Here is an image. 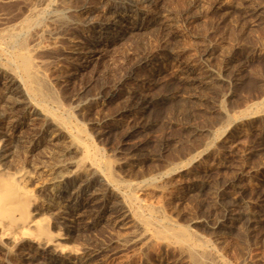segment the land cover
Listing matches in <instances>:
<instances>
[{
	"label": "rangeland",
	"instance_id": "obj_1",
	"mask_svg": "<svg viewBox=\"0 0 264 264\" xmlns=\"http://www.w3.org/2000/svg\"><path fill=\"white\" fill-rule=\"evenodd\" d=\"M119 3L0 0V65H10L8 53L27 36L37 72L48 81L45 91L55 94L33 102L49 105L105 170V184L79 196V209L68 214L74 233L66 243L85 251L88 264H192L183 246L155 233L188 226L193 243L207 247L209 264H264V0H158L140 5L137 15ZM25 16L34 22L27 29L19 25ZM115 16L125 18L124 26L110 24ZM100 24L108 25L105 33H98ZM6 30H17L15 42L1 37ZM95 40L85 61L79 52L90 51ZM140 97L149 107L139 113L134 106ZM20 107L11 119L0 107L11 153L4 172L31 170L26 188L40 216L52 218L60 205L43 168L71 146V137L56 129L31 145L43 119L26 113V104ZM114 123L120 127L108 133ZM71 151L62 163L80 158ZM112 190L149 217L146 236L134 213L112 216L113 202L105 204ZM0 248V264H24L19 253Z\"/></svg>",
	"mask_w": 264,
	"mask_h": 264
},
{
	"label": "bare ground",
	"instance_id": "obj_2",
	"mask_svg": "<svg viewBox=\"0 0 264 264\" xmlns=\"http://www.w3.org/2000/svg\"><path fill=\"white\" fill-rule=\"evenodd\" d=\"M116 1H118V0H116ZM156 1H158V0H136V1L135 0H120V3L118 4V6L120 8H123L127 12H129V11L135 12L134 14L137 15L138 14L137 8H139L140 5H143V7L148 6V5H153L156 3ZM30 8H31V5H30ZM35 11L36 10H34V12ZM55 11H58V10H55ZM87 11L88 10H86L85 12H87ZM31 12H33V11H31ZM53 14H54V11H53ZM39 15H40V13H39ZM55 16H58V15H55ZM30 17L26 18V16H25L23 24L22 25L19 24V25L22 26V28H26V29L29 28L30 26H32V24L34 22H33L32 18H30ZM59 17L61 18V16H59ZM36 18H38V17H36ZM112 20H111L112 22L110 24L113 25V27L116 26L117 28L124 26V25H122V22L126 21L125 18L121 20L120 18H117L116 16L114 18H112ZM130 21H131V19H130ZM19 25L17 24V26L16 25L15 26L19 27ZM164 27L167 29V27H168L167 24H164ZM47 28H45V30ZM99 28H100V31H98V33L99 32L105 33L108 30V25L107 24H100ZM117 28H115V29H117ZM1 29H0V31H1ZM16 29H18V28H16ZM26 29H25V31H26ZM6 31H8V30H6ZM16 31L12 30V31L5 32L2 34L1 37L3 39L7 40L9 43L15 42L16 41L15 35L17 34ZM27 34H28V32H27ZM112 36H114V35H112ZM26 38H27V36H26ZM26 38L21 39L20 41L17 39L19 41L17 44V47L13 48V50H11L8 53L9 54V57H8L9 63L8 64H10V65L7 66L8 64L6 61L5 62L7 64L6 65L7 67H5V65L4 66L0 65V70H3L5 72L3 74L6 75V77H5L6 79L3 81V83L1 84V82H0V84L2 85V91L0 92L1 93L0 94V101H2L4 103L3 106L2 105L0 106V107H3L2 112L0 111L1 115L5 119L8 117L14 118L15 115L17 114L18 110L21 109V111H22V108L20 106L22 105V107H23L26 104L28 107L27 109H29V110L26 109V113H28L31 116H34V115L42 116V119H43V122L41 121L42 123L39 126V128L32 135L33 137L31 136L32 137L30 140L31 145H34L36 142L48 137L50 131L53 130V132H55L54 130H56V129L60 130L61 133H64V134L66 133L67 135H69L71 137V140L70 139H68V140H70L72 144L67 150L63 151L64 150L63 149L62 153H60V152L56 153L55 152L56 154L53 155V157H52L54 160V163L52 165L48 166L47 168H43L45 174L49 177L48 178L49 179V181H48L49 185L48 186H50L49 188H51L50 193H52V198H53V200H55V202H57L60 205V209H59L60 214L56 213L55 216H53L52 218H49V217H44V215L40 216L39 211L37 209L38 208L37 207L38 206L37 199L33 195L34 194L33 191H30L31 189L28 190V188H29L28 186H27L28 188H26V183L30 180V177H31V170H29L28 168L24 169L25 166L23 165L24 167L20 168L19 171L13 170L12 171L13 173L11 172L12 173L11 175H6L8 172L7 173L4 172L5 166L8 162V158H9L11 153H8V148H7V143L9 142L8 141L9 139L7 138L8 132L0 130V247L5 249L6 250L5 252H7V254L12 252V251L15 253H19L20 260H22V262L24 264H88L89 257L86 258L85 251L82 252L80 250L81 252H79L76 248H74V245H73V247H71L65 241L69 238V235L74 233V229H73L74 227L71 226L73 224H71V222H70L71 219H69L67 216L69 213L76 210L80 206V203L78 200L79 196L82 197L83 195H85L87 193H91L96 186L101 185L103 182H105L107 180L105 177H103L101 175V174L104 175V173H100V169L102 167L100 165L101 164L100 161H98V159L95 158V156L97 154L95 156L92 155V152H90L87 145H85L87 142L83 144L80 140L81 138L79 139L77 134H73L72 132H70L65 127L66 124L64 125L62 123V121L60 120L61 118H58L55 116L57 113L54 114V113H52L53 111L51 112L47 108V106H49V105H47L45 107L41 103L35 102L36 97H39V96L40 97H46L45 99H48L47 95L49 94V92L51 91L50 94H52V93L54 94V91H52V89L51 90L49 89L50 91L48 93L45 91V87L48 89V86H46L45 82L48 83V81L43 80L46 78L42 79L40 77L39 74H41V73L38 74V72H37L38 68H36L37 63L35 64V62L33 60L31 49L29 48V46L27 44ZM91 38H93V37H91ZM95 38H96V36H95ZM7 41L5 43H7ZM88 41H90V40H88ZM98 43H99V41L95 40V43L93 45L91 44L92 46L89 48L90 51H88L89 49H86L88 52H79L81 55V58L84 59L85 61L89 60V58H91V56H92V53L95 52L94 50L97 48ZM15 46H16V44H15ZM43 51H44V49L42 50L41 53H44ZM1 54H2V52H1ZM36 55H34V56H36ZM3 59H5V58H3ZM36 62H37V60H36ZM40 68H42V67H40ZM43 68H44V66H43ZM39 72H40V70H39ZM42 72H44V71H42ZM193 82H195V81L194 80L191 81V84ZM50 97H51V95H50ZM51 98H52V100H55V99H53V97H51ZM51 98H49V99L51 100ZM56 98H58V97H56ZM33 100H35V101L33 102ZM56 100L59 101V98ZM44 103H46V102H44ZM59 103H60V101L58 102V104ZM134 103H137V102H134ZM147 104H148L147 99L140 97L138 99L137 105L134 106V108L139 113L143 112V111L145 112L149 107ZM18 114H19V112H18ZM141 115H142V113H141ZM60 117H62V116L60 115ZM15 121H17V120H14V122ZM117 124H115L116 126H113V127L111 126L112 128L108 131V133H112L114 131H117L118 128L120 127V125L119 124L117 125ZM2 128L0 127V129H2ZM5 128H6V126H5ZM9 128H10V126H9ZM133 132H134V129L124 133L120 139V143L122 145H124L125 142L128 140V137ZM69 136H68V138H69ZM66 138H67V136H66ZM47 139H49V138H47ZM41 142H43V141H41ZM122 145H120V146H122ZM9 150H11V149H9ZM69 150L70 151L71 150L78 151L79 155H77V156H79L80 158L75 162L62 163L61 162L62 159H60V157L66 155L67 151H69ZM93 151H95V150H93ZM75 153H77V152H75ZM80 154H81V156H80ZM97 156H99V155H97ZM75 160H76V158H75ZM11 163H13V162H11ZM16 164L18 165L19 163H16ZM13 165H11V166H13ZM20 166H22V165H20ZM20 166L18 165V167H20ZM18 167H15V168L17 169ZM70 167H75V168L70 169ZM9 169H11V168L9 167ZM107 169H108V167H107ZM6 170H7V168H6ZM102 170L103 169H101V171ZM14 171H16V173H14ZM103 171H105V170H103ZM107 174L110 175V173H107ZM111 175H112V173H111ZM113 175H115V174H113ZM109 181H108V184H110ZM104 184H102V185H104ZM105 186H108V185H105ZM109 186H111V184ZM112 187L115 188V186H112ZM71 196H74V199L70 198ZM87 196H89V195L87 194ZM87 196H85V197H87ZM107 197H108V199H107L105 204L107 205V203H109L110 201L113 202V204H114L113 208L115 209V214H113L114 212L112 213L113 217L115 215H117L116 216L117 218L118 217L123 218V217L127 216L129 213H131V214L134 213L133 215L136 219L135 221L143 229V232L141 231L142 234L140 233L141 237L147 235V233H148L147 232V225L149 224V221H150V220L148 221L147 219L149 217L147 216V218L144 219L141 216V214L139 213L138 209H137L138 212L134 211L133 210L134 207L131 204L126 203L129 200L128 197H126L127 201L125 202L124 198L119 193L114 192L113 190H112V194L111 195L109 194V196H107ZM134 205H135V207H137L136 204H134ZM95 213H97V212H95ZM61 214H67V215L63 216ZM99 215L100 214H98V216ZM96 216H97V214H96ZM73 217H75V216H73ZM99 218H101V216ZM73 220H74V218H73ZM94 222L95 221L92 220L89 222L88 225L94 224ZM151 223H152V220H151ZM156 224H158V223H156ZM165 225H168V223L167 224L165 223ZM75 226H76V223H75ZM172 226L173 225H170L169 227L172 228ZM184 227L185 226L172 228V231H170V232L164 231L158 227V229L155 230V233L160 238L161 237H168V238L172 239L176 243L180 244V246H179L180 248H182L181 246H183L187 250L186 252L189 253V255L192 259L191 261H193L192 264H205V261L207 264V260L209 258L207 259L208 253L206 252V250H204L206 246L203 248L202 245H196L195 243H193L192 233L187 229L188 226L185 228ZM165 228H167V227H165ZM167 230H168V228H167ZM192 232H194V231H192ZM153 236H155V235H153ZM150 237H151V235H150ZM199 238L197 237L198 240H199ZM154 240H155V238H154ZM206 249H207V247H206ZM205 253H207V257L204 255ZM87 255L89 256L90 254L87 253ZM14 256H16V255H14ZM204 257L207 260L204 259ZM210 262L208 260V264ZM212 263H213V261H212Z\"/></svg>",
	"mask_w": 264,
	"mask_h": 264
}]
</instances>
